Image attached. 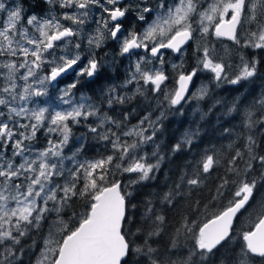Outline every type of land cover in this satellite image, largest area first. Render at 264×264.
Masks as SVG:
<instances>
[{"label": "snow or ice", "instance_id": "obj_1", "mask_svg": "<svg viewBox=\"0 0 264 264\" xmlns=\"http://www.w3.org/2000/svg\"><path fill=\"white\" fill-rule=\"evenodd\" d=\"M213 28L237 51L242 46L254 52L227 64L215 62L208 47H197L186 60L194 36H210ZM171 54L180 62L171 63L169 72ZM205 72L215 88L230 92L261 77L264 0H159L156 9L150 0H0V264H24L25 255L34 256L35 264H82L86 240L108 214H114L118 240L114 264H194L197 258L198 264H214L231 239L234 219L264 187V90L241 93L242 99L216 96L209 108L223 110L218 121L227 117L217 125L220 137L235 136L239 143L233 142L234 154L211 196L228 204L198 233L187 229L194 241L187 258L164 260L152 246L167 221L151 200L144 203L142 220L128 211L137 207L138 186L154 179L164 159L156 142L164 122L209 95L207 85L197 87ZM138 97L152 102L146 115L138 100L132 103ZM41 134L47 147L37 150ZM200 140L199 126L187 130L172 152L186 145L190 151ZM147 145L153 146L150 154ZM218 163V150L206 147L190 165L193 176L182 174L160 196L163 208L176 207L185 184L199 190ZM75 199L87 210L71 229L58 218ZM255 211L254 224L242 230L241 250L264 258V203ZM50 219V229L68 228L67 234L62 242L47 238L42 251L30 252L39 245L26 240ZM222 259L229 264L232 258Z\"/></svg>", "mask_w": 264, "mask_h": 264}, {"label": "trees", "instance_id": "obj_2", "mask_svg": "<svg viewBox=\"0 0 264 264\" xmlns=\"http://www.w3.org/2000/svg\"><path fill=\"white\" fill-rule=\"evenodd\" d=\"M218 41L220 42L217 45H213V49L216 52L215 55L218 57L215 59V62L223 61L227 64H236L239 63L240 55L254 52L253 49H243L242 46H240L241 51H237L238 47L236 46L232 50H227L223 46L228 45L231 47L234 42ZM221 43H224V45H221ZM203 82L209 88V95L197 102L194 107L184 108L183 116H169L164 122V130L156 138V142L159 144L160 155L164 159L161 161L160 168L155 173L154 179L143 181L138 186L137 191L134 193L136 198L133 200V204H136L137 207L132 208L129 206L128 210L129 214L134 215L136 220H142L143 213L145 212L144 203L151 200L157 212L165 216L167 223L164 228L157 229L160 235L154 238L156 243L152 245L161 253V257L164 260H167L169 255H171L173 260L178 259L181 254H183L184 258H187V253L194 243L192 234L187 229H194L198 233L199 227H202L214 214L225 210L228 204L227 200H224L223 203L213 201L211 196L216 194V189L221 183L219 178L224 175L229 154H234L232 148L233 142L238 144L239 141L235 139V136L230 139L220 137L217 125L218 123H222L223 119H227V117H223L218 121L217 117L223 110L219 106L212 111H209V108L216 96L242 99L241 93L246 94L248 91L259 93L261 90H264V73L261 74L260 78L255 80L254 84H246L241 92H230L224 88L217 89L211 83L210 78L206 76L203 78ZM202 115L203 119L201 118ZM136 121L133 120V123ZM198 126L201 131L202 140L194 143L190 151L186 145L184 151L173 153L172 146L181 139L182 135L187 130H195ZM225 126L227 127L228 125ZM213 146L218 150L219 159V163L214 165L215 171L199 184V190L190 191L185 184L183 192L176 196L178 201L176 207L171 208L169 206L168 209H164L160 203V196L167 193L170 188H173L175 182L179 180L182 174L187 173L190 177L193 176L194 169L190 166L193 160L200 159L203 150L206 147ZM153 150L152 145L145 148V151L149 154ZM152 162L155 163V160ZM262 203H264V187H261L256 193V199L252 202V207L248 211H242V214H239L238 218L234 219L231 239L219 249L217 256L213 258L214 264H224L222 259L224 257L232 258L229 264H264V258L251 256L241 250L242 240L240 239L242 230H247L254 224L257 217L255 209ZM86 210L83 200L75 199L71 207L66 209V214L61 215L58 219L63 220L68 225V228L74 229L78 226V219L76 217L86 212ZM74 213L76 216H74ZM52 223L53 219H50L49 223L45 224L38 234L34 231L33 236L26 240V243L31 245L34 238L39 245L37 248L30 249V252H40L46 236L50 233H55L56 227H51L50 229ZM126 227H130L135 231V227L132 224H127ZM68 228H58L57 231L60 230L58 234L60 242L62 241L61 237L67 234ZM129 239H131L130 236ZM174 242L178 245L175 250L173 249ZM23 259L24 264L35 263L34 256L25 255ZM194 264H198V258Z\"/></svg>", "mask_w": 264, "mask_h": 264}, {"label": "water", "instance_id": "obj_3", "mask_svg": "<svg viewBox=\"0 0 264 264\" xmlns=\"http://www.w3.org/2000/svg\"><path fill=\"white\" fill-rule=\"evenodd\" d=\"M218 39L229 43L232 42L226 37H219ZM113 220L114 214H108L100 221L97 229L90 236V238L86 240V256L82 264H114L112 260V253L113 249L118 247V240L115 232L112 230Z\"/></svg>", "mask_w": 264, "mask_h": 264}, {"label": "rangeland", "instance_id": "obj_4", "mask_svg": "<svg viewBox=\"0 0 264 264\" xmlns=\"http://www.w3.org/2000/svg\"><path fill=\"white\" fill-rule=\"evenodd\" d=\"M34 2V0H28V3H33ZM159 2V1H158ZM157 6H158V3H157V5H156V8H157ZM153 18H155V13H154V15H153ZM151 22V21H150ZM247 28H248V26L247 25H245L244 26V31H243V29L241 30V37H243L244 35H245V31L247 30ZM212 35H210V36H205V37H201V34H197V35H195L194 36V38H193V41H191L190 43L192 44V47L191 48H188L186 51H185V53H184V58L186 59V60H188L189 59V57L191 56V54H192V52H193V50L195 49V48H197V47H200L201 49L203 48V47H208L211 51H212V55L214 56V58L216 57V52H215V50L213 49V45L215 44V45H217L218 44V42H220V41H218L217 39V37H215V35H214V28L212 29ZM220 40V39H219ZM233 42V41H232ZM221 45H224V43H221ZM236 45L235 44H233V45H231V47L230 46H228V45H224L223 46V48H226L227 50H232V49H234V47H235ZM236 47H238V46H236ZM105 51H108V49H105ZM186 55H188V57H186ZM176 56H177V54H175L174 56H169L168 57V61H169V63H168V71L169 72H171V63H173V62H175V63H179L180 61H179V59H177L176 58ZM218 57H216L215 59H217ZM191 63H194V61H190ZM208 77V78H210V76H211V74L210 73H207V72H205V73H202L201 74V78L197 81V87H199L201 84H204V82H203V78L204 77ZM117 83H119V81H117ZM196 89L194 88L193 89V91H195ZM197 103V101H195V100H193V101H190L189 102V104L188 105H185V107L184 108H189V107H194V105ZM0 107H2V106H0ZM157 115H159V112L157 111V112H155V114H154V116H153V119L155 118V116H157ZM176 115H180L179 113H177ZM138 121H136L135 123H137ZM148 146H150V145H147V146H145V148L146 147H148ZM35 147H36V149L37 150H43L45 147H47V141H46V139L43 137V134H41L40 135V138L38 139V141H37V143H36V145H35ZM70 154V153H69ZM58 230V228H55V235H53V233H50L49 235H47L46 236V238L45 239H47V238H50V239H52V240H58V234H59V232H60V230L59 231H57ZM43 245H44V243H43ZM53 247H55V244H53ZM42 250H43V248H42ZM41 250V251H42ZM35 264V263H34Z\"/></svg>", "mask_w": 264, "mask_h": 264}, {"label": "flooded vegetation", "instance_id": "obj_5", "mask_svg": "<svg viewBox=\"0 0 264 264\" xmlns=\"http://www.w3.org/2000/svg\"><path fill=\"white\" fill-rule=\"evenodd\" d=\"M159 0H150L151 6L156 9V5L158 3ZM154 15V14H153ZM129 27H132V25H130ZM219 40V39H217ZM101 56H103V53H101ZM170 56H174L173 54H171ZM186 57H188V55H186ZM81 93H77V96H79ZM89 97H91V93H86ZM137 100L139 101L140 104V114L141 115H146L147 114V109L149 107V104L152 103L151 101H145L143 97H138L137 99L133 100V104L137 103Z\"/></svg>", "mask_w": 264, "mask_h": 264}]
</instances>
